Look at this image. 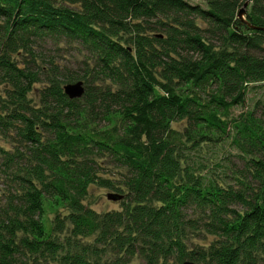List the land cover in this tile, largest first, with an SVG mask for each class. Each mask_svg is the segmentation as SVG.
Returning a JSON list of instances; mask_svg holds the SVG:
<instances>
[{"label": "trees", "instance_id": "obj_1", "mask_svg": "<svg viewBox=\"0 0 264 264\" xmlns=\"http://www.w3.org/2000/svg\"><path fill=\"white\" fill-rule=\"evenodd\" d=\"M205 2L0 0V264H264V98L232 114L264 86V0Z\"/></svg>", "mask_w": 264, "mask_h": 264}, {"label": "rangeland", "instance_id": "obj_2", "mask_svg": "<svg viewBox=\"0 0 264 264\" xmlns=\"http://www.w3.org/2000/svg\"><path fill=\"white\" fill-rule=\"evenodd\" d=\"M193 3H199L203 6H206L205 0H190ZM245 18V15H244ZM38 52L42 56H46V58L52 59L55 63L65 65L73 70H77L79 72H82V63L81 59L84 58V54L79 51V48L77 45L74 44H67V43H62V44H55L51 40H45L41 43H39L38 46ZM67 84V83H66ZM65 84V85H66ZM37 87H41V84H38ZM3 89L0 88V91ZM38 90H34V94H31L33 98L37 99L39 98L38 95L36 94ZM36 96V97H35ZM264 98V86H259V87H253L251 86L248 91H247V96H246V105L245 106H238L232 109V114L233 115H238L241 112H244L248 109H251L254 107L255 103L257 100L263 99ZM177 127H181V124H175ZM0 145L5 146L7 148L13 146V144L10 143L8 139H5L0 136ZM226 149L228 152L231 150V147L229 144H226ZM224 151H220L219 157H223ZM121 168H118L114 166L113 163L111 162H104L102 163V167L100 168V176L104 178H111V179H120L122 178V172L124 173L125 171H121ZM5 178L1 179L0 178V197L2 196L3 190L5 189ZM117 192L108 188L100 187L97 184H94L90 187L89 189V196L85 200V203L94 208L96 211L102 213L106 212L109 210H115V209H120L121 203L118 200H112L109 199L108 194ZM1 200V199H0ZM48 220H54V214L50 213L48 216ZM94 237H90L89 239L83 240L84 242H89L93 241ZM213 240L212 236H201L196 239H194V242L196 244H199L201 246H206L208 247L209 243ZM111 258L110 255H104L102 259H107ZM130 264H147L146 261L140 257L136 256L133 258Z\"/></svg>", "mask_w": 264, "mask_h": 264}, {"label": "water", "instance_id": "obj_3", "mask_svg": "<svg viewBox=\"0 0 264 264\" xmlns=\"http://www.w3.org/2000/svg\"><path fill=\"white\" fill-rule=\"evenodd\" d=\"M244 15H245V11L242 9L240 12V17L245 19ZM85 90L86 88L82 80H79L77 82H70L64 85V92L71 99L83 97V95L85 94ZM108 197L109 199H112V200H118L122 198V195H118L117 193H110L108 194ZM182 264H202V263L191 261V260H186Z\"/></svg>", "mask_w": 264, "mask_h": 264}]
</instances>
